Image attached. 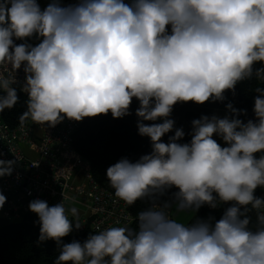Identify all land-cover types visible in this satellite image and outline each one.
<instances>
[{"label":"clouds","instance_id":"clouds-1","mask_svg":"<svg viewBox=\"0 0 264 264\" xmlns=\"http://www.w3.org/2000/svg\"><path fill=\"white\" fill-rule=\"evenodd\" d=\"M34 35L41 40L36 46L14 43ZM257 62L264 63V0H78L67 6L53 0L44 9L37 0H0V90L6 93L0 113L18 102L12 85L23 66L28 100L20 125L30 119L55 127L65 118L79 122L109 112L122 118L136 98L139 135L152 144L150 154L135 162L122 158L106 172L115 196L129 206L153 199L138 213V230L111 227L83 243L63 244L55 264H264V199L254 196L264 187V155L255 156L264 152V88L256 89L255 121L235 118L246 110L229 103L232 118L192 121L190 143L177 142L182 128L162 142L173 130L175 104L223 101L226 90L253 76ZM255 76L264 81V68ZM158 119L163 122H143ZM16 162L0 159V177L11 176ZM172 187L178 212L233 203L214 224L210 218L186 226L170 218L172 203H156ZM5 203L0 193V209ZM250 209L257 213L255 229ZM29 210L39 217L40 241L59 244L82 225L78 219L73 225L63 201L49 206L35 199Z\"/></svg>","mask_w":264,"mask_h":264},{"label":"trees","instance_id":"trees-1","mask_svg":"<svg viewBox=\"0 0 264 264\" xmlns=\"http://www.w3.org/2000/svg\"><path fill=\"white\" fill-rule=\"evenodd\" d=\"M53 0H37L41 9L52 3ZM62 6L75 4L78 0H58ZM124 3L131 4L132 0H124ZM169 33L171 32L168 26ZM41 42L36 35L25 40H16L14 43L19 45L22 43L36 46ZM264 68V63L257 62L253 66V76L251 78L238 82L233 90H226L223 101L209 100L204 104H196L194 102H178L173 106V111L169 119L174 120L173 130L162 137V142L167 143L169 137L175 134L176 129H183L185 135L178 143H190L192 139V121L200 119L202 116L212 117L213 111L216 109L225 110L230 118L233 114L227 109V105L231 103L237 110H246V114L236 116L243 122L248 120H256L254 109L255 97L259 95L257 88H264V81L257 79L255 71ZM0 95H6L0 90ZM18 102L12 109H5L0 113V121L10 128L19 124V116L27 111V99L24 95L17 92ZM140 103L133 98L129 108V115L122 118H113L109 112L107 115H98L96 117H85L81 124L77 127L73 135V145L76 152L88 162L93 180L102 188L108 190L115 196V190L111 187L107 179V169L117 163L122 158H127L132 162L137 161L141 156L150 154L152 144L149 137L141 136L138 132V122L140 118L136 115V110ZM28 121V120H27ZM25 121V122H27ZM145 124L162 123L163 121H143ZM264 152L256 153L259 158ZM262 187H257L254 196L258 197V193ZM178 191L177 188H169L164 195L159 196L157 201H173V193ZM153 199L146 197L137 200L132 206L124 201L127 211L133 218V222L129 227L132 230H138V213L148 209V204ZM233 202L221 203L216 208L208 205L202 206L194 218L188 224H192L197 220H209L214 224L220 220L228 207ZM250 208V206H249ZM243 211V208H241ZM247 215L250 217V227L255 229L257 225V213L254 209H250ZM39 217L35 213L21 215L17 220H10L0 216V264H55L63 244L71 243L74 240L83 243L90 234H95L85 227L83 230L73 231L61 239L58 244L55 240L40 241V224ZM187 224V225H188ZM73 225H75L73 223ZM186 225V226H187ZM67 264H72L71 261Z\"/></svg>","mask_w":264,"mask_h":264},{"label":"built area","instance_id":"built-area-1","mask_svg":"<svg viewBox=\"0 0 264 264\" xmlns=\"http://www.w3.org/2000/svg\"><path fill=\"white\" fill-rule=\"evenodd\" d=\"M15 75L16 83L12 86L28 100L21 90L25 83L23 66ZM81 122L65 118L49 127L29 119L10 128L0 121V159L17 161L11 176L0 177V193L6 196L1 217L17 220L33 213L29 204L40 199L49 206L63 201L69 219L74 224L78 219L81 230L88 227L97 234L111 227L131 226L133 218L124 202L93 180L88 162L74 148L73 135ZM35 164L39 166L33 167ZM258 198L264 199V187ZM164 202L156 200L158 204ZM152 205L153 200L148 209ZM72 208L77 209L76 216ZM168 212L172 219L170 209Z\"/></svg>","mask_w":264,"mask_h":264},{"label":"rangeland","instance_id":"rangeland-1","mask_svg":"<svg viewBox=\"0 0 264 264\" xmlns=\"http://www.w3.org/2000/svg\"><path fill=\"white\" fill-rule=\"evenodd\" d=\"M213 115H215V116H217L219 118H224L225 116H228L230 118L229 114L225 110H222V109L214 110L213 111ZM158 121H163V120L162 119H158ZM213 139H215L217 141V143H219L222 147L228 146L226 144V142H224L223 139L219 135L214 134L213 135ZM170 212H171L172 219L176 220L178 223H183V224L187 225L188 222L192 218H194V216L196 215L198 210L197 211L189 210L187 212H178L175 209L174 200H173L172 201V208L170 209Z\"/></svg>","mask_w":264,"mask_h":264}]
</instances>
